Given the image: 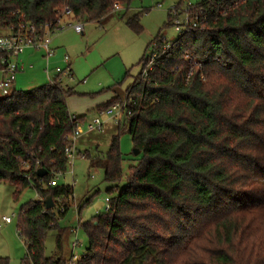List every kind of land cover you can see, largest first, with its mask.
I'll return each mask as SVG.
<instances>
[{
  "label": "trees",
  "instance_id": "trees-1",
  "mask_svg": "<svg viewBox=\"0 0 264 264\" xmlns=\"http://www.w3.org/2000/svg\"><path fill=\"white\" fill-rule=\"evenodd\" d=\"M133 1L0 0V29L55 25L66 10L75 21L100 22L115 13V3L125 9ZM196 6L200 26L173 40L143 77L147 50L157 42L160 54L169 41L161 29L148 44L142 71L127 88L137 111L92 161L113 185L107 191L117 193L109 211L83 222L89 245L76 264H264V0ZM141 17L126 18L138 34ZM171 22L169 11L166 27ZM2 58L8 55L0 51V69ZM74 94L61 80L0 95V182L15 188L16 199L31 187L41 198L18 215L23 264H67L58 254L45 255V239L58 229L61 250L59 222L74 197L72 185L51 184L68 166L67 137L76 126L67 98ZM124 131L141 152L121 188ZM40 168L47 171L43 178ZM48 195L55 207L47 210ZM0 264L10 261L0 257Z\"/></svg>",
  "mask_w": 264,
  "mask_h": 264
},
{
  "label": "rangeland",
  "instance_id": "rangeland-1",
  "mask_svg": "<svg viewBox=\"0 0 264 264\" xmlns=\"http://www.w3.org/2000/svg\"><path fill=\"white\" fill-rule=\"evenodd\" d=\"M200 1L202 0H134L125 9L112 13L103 21H80L85 26L84 34L77 33L72 27L54 33L52 47L55 46L56 39L60 37L65 43L63 48L66 46L69 48V51H64V56L68 55L69 57V62L59 65L65 67L69 64L72 69L73 79L65 78V83L70 87H75L77 91L85 90L87 87L96 89L97 95L105 93L106 89L115 83H118L123 89L126 88L142 71V64L139 63L143 59V54L147 50L148 44L161 29L168 41H173L179 36L173 22L166 27L169 11L179 2L183 6L182 8H185L187 3L196 5ZM139 12H142L140 23L143 25V30L138 34L126 24V18ZM11 32L10 29H0V35H10ZM152 50L153 46L146 53L149 54ZM43 59H45L44 54ZM26 73L27 71L17 73L16 76L20 80L17 90L28 92L49 83L48 78L44 83L34 82L29 85L21 83L26 80L24 77ZM52 75L54 76L55 72H52ZM85 114V117L92 121L99 115V110L91 109ZM101 118L103 126L100 129L88 131L85 126H81V134L76 139L77 145L82 144L78 147L79 155L73 163H68L64 174L58 177L60 184L72 185L74 193L70 210L59 222L64 231L60 256L67 261L71 258L72 241L75 239V233L72 230L79 229L78 240L82 246L77 249V259H80L89 245V237L82 225L83 222L98 212H105V198L117 193L116 190L113 193L107 191L113 185L104 180L103 168L95 166L92 162L96 157L97 149L100 154L107 152L112 142V136L118 132L119 125L113 118L102 116ZM106 124L112 125L115 132L108 134L105 131ZM120 141L121 151L125 158L122 163L124 178L120 187L124 188L127 185L130 166L137 164L138 161L135 159V146L131 134L124 131L120 136ZM87 152L90 153L89 158L84 156ZM14 190L15 188L11 184L0 182V257H6L10 264H23L22 260L26 256L27 249L18 233V215L22 205L31 200H39L40 196L31 187L24 190L22 195L16 199L13 194ZM88 199L90 201L86 202ZM79 208L81 213H79ZM4 215L12 218L15 215L13 223L3 224ZM78 217L81 218L80 224L77 223ZM6 228L9 229L5 231ZM59 233L58 229H53L47 234L45 239V255L47 257L55 256L58 253L56 237Z\"/></svg>",
  "mask_w": 264,
  "mask_h": 264
},
{
  "label": "built area",
  "instance_id": "built-area-1",
  "mask_svg": "<svg viewBox=\"0 0 264 264\" xmlns=\"http://www.w3.org/2000/svg\"><path fill=\"white\" fill-rule=\"evenodd\" d=\"M181 4L175 5L171 10V21L175 26L176 30L179 32V35L187 31H191L194 28L200 26V16L202 10L193 3H187L185 8H182ZM114 12L123 10V6L119 3L114 4ZM194 9H196L194 11ZM72 27L76 32L83 33L84 26L80 21H75L73 19V13L71 10H66L62 17L59 18L58 22L53 25L52 23H43L35 24L32 22L22 23L18 26V29L12 31L10 35H0V51L8 55V58H2V67L1 71L3 73V79L0 80V95L7 96L14 89V83L16 81V75L18 72H21L25 69L24 65L18 61L20 54L25 52L28 48H33L37 50H43L45 57L48 60L55 54V50L52 48V35L63 29ZM158 44L157 42L153 43V50L147 55L148 60L145 64L144 70L142 72L143 77L149 76L150 72L155 69L156 61L163 55L165 52L172 49V41H169L163 47V51L159 54L157 52ZM68 55L64 56V60L69 62ZM56 76H52V71L49 66L46 67V74L49 79L50 85H56L57 82L63 80L65 83V78L73 79L72 69L68 64L65 67H58L55 70ZM137 106H139L138 100L131 97L129 94H126L123 98L112 101L110 105L99 109V115L95 117L90 123H84V120H78V116L72 114L71 119L76 126V131L67 139L69 140V145L65 148V155L68 159V163H73L75 158L79 155L77 150L76 139L81 134V126H86V130L93 131L96 128H102L103 119L102 117H107L109 119H114L117 124L123 120H129L131 116L137 111ZM85 156V154H84ZM56 175L52 180V185H57L58 177ZM41 199V198H39ZM58 201H61V198H57ZM111 197L105 198L106 210L109 211ZM99 213V212H98ZM97 213V214H98ZM12 217L4 216L3 220L7 223L12 221ZM80 223V222H79ZM75 233V239L72 241V255L71 258L67 261V264H76L79 260L77 259V249L82 246V243L79 242V229L73 230Z\"/></svg>",
  "mask_w": 264,
  "mask_h": 264
},
{
  "label": "crops",
  "instance_id": "crops-1",
  "mask_svg": "<svg viewBox=\"0 0 264 264\" xmlns=\"http://www.w3.org/2000/svg\"><path fill=\"white\" fill-rule=\"evenodd\" d=\"M84 30H85V26H84ZM81 34H84V31ZM64 44L65 43L62 41V38H60V37L57 38L55 41V46L52 47L55 50V54L52 57H50L48 60L46 59L45 53L43 50H41L43 52L42 53V52H38V51L34 50L33 48H28L25 52L20 54L18 57V61L21 64H23L25 67V69L21 72L27 71V73L24 75L26 80H23L21 83H25L26 85L33 84L34 82L44 83V81L48 78L47 74H46V67L47 66L50 67L52 72H55L56 68L60 67L59 66L60 64L68 63L64 60V54H65L64 51H69V48L67 46H66V48H63ZM43 54H44V57L46 60L43 59ZM27 63H29V64H27ZM54 76H56V73ZM16 78L17 79H16L14 86H13L14 88H17L18 84L20 83L18 76H16ZM135 78H134V80H135ZM2 79H3V73L0 70V80H2ZM134 80H133V82H134ZM133 82L129 83L127 85V87L124 89L121 86H119L118 83L117 84L116 83L111 84V86H109L106 89L105 93H103L101 95L96 94V92H95L96 89H92V88L87 87V88H85V90H78L77 91V89L75 87L71 86V88L75 94L71 95L67 98L68 109L70 110L71 114L77 115L78 117L83 116L84 117V123H90L91 121L85 117L86 112L90 111L91 109H93V110H95V108L98 109L99 107L110 103L115 98H123L127 94L128 86L130 84H132ZM106 126L107 127H106L105 131L108 132V134H112V132L113 133L115 132V128H113L112 125L106 124ZM85 129H86V126H85ZM79 145H82V144H79ZM79 145H77V150H78ZM85 145L87 146V144H85ZM78 152H80V150H78ZM98 152H99V149H97V153ZM77 208H78V206H77ZM79 213H81V211ZM4 216H6V215H4ZM79 216H80V214H79ZM14 217H15V215H13V218ZM79 222L81 223L80 217L77 218V223L80 224ZM2 223L5 225H10L13 223V219L10 223H7L2 218ZM8 229L9 228H6L5 231ZM72 232H73V230H72ZM26 249H27V247H26ZM61 250H62V248H61ZM61 250H59L57 253L59 255V257H61L60 256ZM72 251H73V249L71 250V255H72Z\"/></svg>",
  "mask_w": 264,
  "mask_h": 264
},
{
  "label": "water",
  "instance_id": "water-1",
  "mask_svg": "<svg viewBox=\"0 0 264 264\" xmlns=\"http://www.w3.org/2000/svg\"><path fill=\"white\" fill-rule=\"evenodd\" d=\"M140 152L141 151L139 148H137V147L134 148V155L135 156H138L140 154ZM37 173H38L39 177L43 178L47 174V171L44 168H40ZM44 205H45V208L47 210L55 207V202H54L52 195H48V197L44 200Z\"/></svg>",
  "mask_w": 264,
  "mask_h": 264
}]
</instances>
